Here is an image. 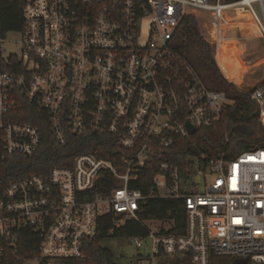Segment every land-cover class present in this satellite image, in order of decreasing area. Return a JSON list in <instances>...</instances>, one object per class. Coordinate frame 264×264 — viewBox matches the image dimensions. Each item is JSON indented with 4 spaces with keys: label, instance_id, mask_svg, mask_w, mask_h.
<instances>
[{
    "label": "built area",
    "instance_id": "obj_1",
    "mask_svg": "<svg viewBox=\"0 0 264 264\" xmlns=\"http://www.w3.org/2000/svg\"><path fill=\"white\" fill-rule=\"evenodd\" d=\"M1 6L0 0V155L32 157L43 144L39 126L15 117L27 102L45 111L57 144L102 136L117 162L81 152L70 165L9 182L0 198V239L15 244V232L31 226L40 238L38 259L83 258L103 216L119 228L141 221L149 198L181 199L185 232L171 233L172 220H143L147 233L129 237L137 264H163L177 253L187 254L189 264H210L212 255L264 263V147L221 154L186 175L160 158L147 194L131 186L155 155L193 135L188 123L196 132L209 128L234 103L171 45L182 21L211 12L219 56L226 11L246 15L264 35V0H23L17 31L4 30ZM9 32L21 39H8ZM249 95L264 127V80Z\"/></svg>",
    "mask_w": 264,
    "mask_h": 264
},
{
    "label": "trees",
    "instance_id": "obj_2",
    "mask_svg": "<svg viewBox=\"0 0 264 264\" xmlns=\"http://www.w3.org/2000/svg\"><path fill=\"white\" fill-rule=\"evenodd\" d=\"M1 20L6 31L22 29L23 0H1ZM171 45L200 74L207 86L221 90L234 101L225 104L220 110V116L214 124L205 129H199L188 137H178L174 145L155 155L143 171L139 180L132 183L134 188H140L147 194L152 186V176L156 162L160 158L168 159L180 167L182 174L195 172L197 165L205 167L211 159L224 154L228 158L251 150L254 147H264V127L255 116L256 102L249 93L240 91L222 73L212 52L211 45L202 36L195 15L187 16L171 40ZM23 114L15 115L20 120L31 121L43 130L44 141L32 157L19 154L4 157L0 155V198L9 182L29 176L33 173L46 171L54 165H70L73 157L81 152H92L98 156L113 159L117 162L115 150L107 149L104 137L90 135H75L71 144H57L45 121L47 114L33 104L23 106ZM121 152V151H120ZM123 153V151H122ZM113 184H106L111 187ZM138 220H129L124 226L114 228L110 214L102 217L98 235L89 242L87 254L83 258H40L41 264H116L113 252L101 245L107 237H126L145 235V219H167L174 222L171 233L185 232L186 209L181 199L149 198L141 204ZM113 229V231H112ZM112 231V232H111ZM18 241L15 244L8 239H0V264H23L26 259L39 255V235L31 226H24L15 232ZM17 250V252H15ZM232 256H215L210 258V264H236ZM163 264H189L188 255L177 253L163 258ZM238 264H264L247 259Z\"/></svg>",
    "mask_w": 264,
    "mask_h": 264
},
{
    "label": "rangeland",
    "instance_id": "obj_3",
    "mask_svg": "<svg viewBox=\"0 0 264 264\" xmlns=\"http://www.w3.org/2000/svg\"><path fill=\"white\" fill-rule=\"evenodd\" d=\"M260 12V9L255 5ZM226 39L218 56L213 44L212 14L202 11L195 15L202 36L212 47V52L218 65L228 74V80L245 93L264 80V35L258 27L244 14L226 11ZM8 39L19 41L21 34L9 32ZM10 49L19 50L20 46L10 43ZM216 55V56H215ZM222 67V68H221ZM223 73V72H222ZM202 189L205 181L203 176L196 177ZM103 247L109 248L114 254L116 264H137V247L130 238L107 237L102 242ZM23 264H41L37 257L26 259ZM48 264H54L50 261Z\"/></svg>",
    "mask_w": 264,
    "mask_h": 264
},
{
    "label": "water",
    "instance_id": "obj_4",
    "mask_svg": "<svg viewBox=\"0 0 264 264\" xmlns=\"http://www.w3.org/2000/svg\"><path fill=\"white\" fill-rule=\"evenodd\" d=\"M258 114H259V112L256 110L255 111V116H258ZM188 128H189V132L191 133V134H194L195 132H196V129H195V127H193L190 123H188ZM246 258H244V257H237V258H235L234 259V262L236 263V264H238V263H244V262H246Z\"/></svg>",
    "mask_w": 264,
    "mask_h": 264
}]
</instances>
